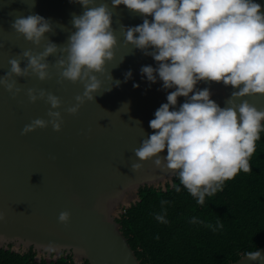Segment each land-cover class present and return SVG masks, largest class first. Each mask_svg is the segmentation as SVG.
I'll use <instances>...</instances> for the list:
<instances>
[{"label":"water","instance_id":"obj_1","mask_svg":"<svg viewBox=\"0 0 264 264\" xmlns=\"http://www.w3.org/2000/svg\"><path fill=\"white\" fill-rule=\"evenodd\" d=\"M111 0H97V3ZM262 6L264 0H256ZM0 0V77L10 69L9 60L21 59L22 52L37 48L18 34L12 23L16 16L39 14L52 22L53 33L46 34L58 46L65 45L75 28L74 15L84 8L75 0ZM113 12V28L118 39L115 60L106 66L101 93L95 102H86L77 115L66 109L82 95V84L59 83L55 61L49 57L52 77L40 81L35 76L17 78L23 92L13 98L0 86V249L25 254L31 249L36 260L57 262L72 256L75 264H141L117 219L132 204L140 201L142 187L174 185L177 175L156 168L153 161L138 163L134 150L154 132L149 121L155 111L167 103L162 81L151 83L141 74V67L157 62L139 49L125 44L124 29L143 23V16L121 5ZM151 20L152 18L149 17ZM49 41L46 39L44 44ZM123 60V62H121ZM121 62V63H120ZM132 77L125 81V73ZM113 78V81L110 79ZM115 80H120L119 87ZM139 87H133V84ZM197 89L209 88L211 98L222 108L231 97L232 86L222 82H200ZM28 89H44L60 98L64 117L62 131L49 126L23 135L25 125L34 119H48L50 105L45 101L31 103ZM180 97L178 105L185 102ZM259 110H264V96L246 97ZM127 103V105H123ZM140 122V123H139ZM167 155V151L161 153ZM61 212L70 213V221H59ZM264 253V246L259 249ZM232 264H260L242 257Z\"/></svg>","mask_w":264,"mask_h":264},{"label":"clouds","instance_id":"obj_2","mask_svg":"<svg viewBox=\"0 0 264 264\" xmlns=\"http://www.w3.org/2000/svg\"><path fill=\"white\" fill-rule=\"evenodd\" d=\"M75 2L84 11L73 16L75 31L62 46L52 43L46 35L53 33L50 20L39 14L16 16L12 28L37 48L43 45V50L23 51L22 58L27 61L23 67L21 59H10V69L0 77V86L16 98L23 92L17 78L35 76L47 81L53 67L49 57H59L54 64L59 83H79L84 88L82 95L75 97V104L66 109L68 114L77 115L86 102H95L97 95L112 90L101 93L99 77L116 58L118 39L112 9L124 5L143 16L140 25H122L125 44L157 62L155 68L142 66V76L151 83L162 81L164 89L172 90L167 94V103L149 121L154 132L134 150L140 162L132 164L133 171L142 169V162L153 161L156 168L177 175L200 205H204L206 196L222 191L225 181L241 170L251 171L250 158L264 131V110L245 99L264 96V13L256 0H111L112 7L107 2L98 4L97 0ZM34 6L35 0L31 7ZM46 39L49 42L44 44ZM131 77L132 71L128 70L124 82ZM202 81L222 82L236 89L226 107L211 98L209 88L197 89ZM114 82L116 87L121 84L120 80ZM133 87L138 88L139 84L134 83ZM27 96L31 103L45 101L50 110L47 120L34 119L24 126L22 134L49 126L62 131L60 98L44 89H28ZM180 97L186 99L177 106ZM165 150L167 155L162 156ZM167 203L161 201L162 205ZM165 216L166 209H162L156 219L167 223ZM5 219L0 212V222ZM59 221L69 223L70 213L61 212ZM190 222L203 223L196 217ZM207 227L216 231L223 224L218 221ZM245 256L264 264L260 250L249 251Z\"/></svg>","mask_w":264,"mask_h":264},{"label":"trees","instance_id":"obj_3","mask_svg":"<svg viewBox=\"0 0 264 264\" xmlns=\"http://www.w3.org/2000/svg\"><path fill=\"white\" fill-rule=\"evenodd\" d=\"M251 171L242 170L225 181L222 191L197 203L179 177L166 190L142 187L136 204L117 219L141 264H232L264 246V131L250 158ZM180 190L177 191L176 189ZM161 201H167L165 205ZM166 209L167 223L156 219ZM192 217L203 223H191ZM223 224L213 231L207 225ZM0 264H75L72 256L38 262L25 254L0 249ZM85 264H88L86 262Z\"/></svg>","mask_w":264,"mask_h":264}]
</instances>
